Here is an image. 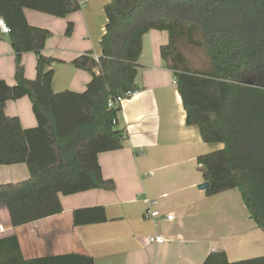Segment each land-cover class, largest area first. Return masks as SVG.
<instances>
[{
  "label": "trees",
  "instance_id": "16d2710c",
  "mask_svg": "<svg viewBox=\"0 0 264 264\" xmlns=\"http://www.w3.org/2000/svg\"><path fill=\"white\" fill-rule=\"evenodd\" d=\"M80 9L78 0H0L16 64L15 85L0 78V166L25 164L30 172L26 180L0 184V207L8 211L11 226L61 214V196L116 190L99 155L123 149L128 133L114 124L121 108H109L108 102L138 90L143 37L156 30L168 33L161 57L177 80L186 124L198 128L204 143L223 146L197 157L210 184L206 195L238 189L264 233V0H111L99 60L87 52L72 62L93 73L86 90L56 93L51 69L56 60L43 54L52 32L31 26L25 10L67 18ZM73 31L70 23L66 35ZM182 42L203 52L202 69L191 67L179 49ZM26 53L37 57L32 80L25 75ZM25 97L32 103L35 128L25 129L19 117L6 114L9 101ZM108 221L103 206L73 213L74 226ZM0 264L95 262L75 253L26 259L12 235L0 239ZM204 264H264V256L230 262L221 250Z\"/></svg>",
  "mask_w": 264,
  "mask_h": 264
},
{
  "label": "crops",
  "instance_id": "0c3cea01",
  "mask_svg": "<svg viewBox=\"0 0 264 264\" xmlns=\"http://www.w3.org/2000/svg\"><path fill=\"white\" fill-rule=\"evenodd\" d=\"M78 1L80 11L67 18L25 10L31 26L52 32L43 54L56 60L51 66L56 93L85 91L93 73L72 62L87 52L93 57L102 53L105 7L111 0ZM70 23L74 31L68 36ZM168 41L165 31L144 35L136 77L139 92L125 100L117 115V128L127 131L128 140L123 149L99 155L103 174L115 181L116 190L61 196V214L16 228L0 207V239L16 235L24 258L75 253L91 256L95 264H204L210 253L221 250L230 262L264 256L263 231L248 210L232 209L238 198L235 190L209 197L199 189L205 181L197 157L223 146L204 143L198 128L186 124L173 72L161 57ZM23 63L26 77L35 79L36 55L24 54ZM15 65L10 38L0 31V78L9 85L16 84ZM6 114L19 117L25 129L37 126L27 97L9 101ZM29 176L25 164L0 166V184ZM146 199L158 200L160 211L174 215V220L145 218ZM97 206L105 207L108 222L74 226L75 210ZM152 235L167 241L150 244L147 237Z\"/></svg>",
  "mask_w": 264,
  "mask_h": 264
},
{
  "label": "built area",
  "instance_id": "2783aa9c",
  "mask_svg": "<svg viewBox=\"0 0 264 264\" xmlns=\"http://www.w3.org/2000/svg\"><path fill=\"white\" fill-rule=\"evenodd\" d=\"M0 31L3 34L8 35L10 33V28L7 25V23L0 18ZM94 59L96 61L99 60L98 56H95ZM177 80L174 77L173 78V84H176ZM139 90H133L129 91L123 95L117 96L115 99H110L108 102L109 108H115L119 109L121 108L122 104L125 102V100L132 98L133 96H136L138 94ZM116 120H114V124H116ZM146 204V210H145V218L147 219H152V220H157L160 218H164L165 220L173 221L174 220V215L172 214H163L160 209H159V202L156 200H145ZM147 241L150 244H164L167 240L164 236L162 235H152L147 237Z\"/></svg>",
  "mask_w": 264,
  "mask_h": 264
},
{
  "label": "rangeland",
  "instance_id": "374dc122",
  "mask_svg": "<svg viewBox=\"0 0 264 264\" xmlns=\"http://www.w3.org/2000/svg\"><path fill=\"white\" fill-rule=\"evenodd\" d=\"M180 51L188 58L189 63L191 65L192 68H197V69H202L204 63L206 62V57L203 54L202 51L199 50H195L193 48H191L190 46H188L187 44H185L184 42H182L179 46ZM155 171L152 172V174L148 175L149 179H152L153 175H155ZM236 194L238 195V198L236 199V201L232 202V209L235 211H239V212H246L247 208L245 207L241 194L239 192L238 189H234ZM234 190H230V191H234ZM212 197V196H211ZM149 200H153V199H149ZM158 201V200H156ZM216 201H213V205L215 207Z\"/></svg>",
  "mask_w": 264,
  "mask_h": 264
},
{
  "label": "water",
  "instance_id": "95a60500",
  "mask_svg": "<svg viewBox=\"0 0 264 264\" xmlns=\"http://www.w3.org/2000/svg\"><path fill=\"white\" fill-rule=\"evenodd\" d=\"M210 188V184L208 182H205L199 186V189L202 191H206Z\"/></svg>",
  "mask_w": 264,
  "mask_h": 264
}]
</instances>
